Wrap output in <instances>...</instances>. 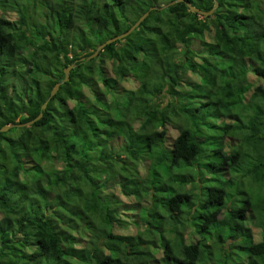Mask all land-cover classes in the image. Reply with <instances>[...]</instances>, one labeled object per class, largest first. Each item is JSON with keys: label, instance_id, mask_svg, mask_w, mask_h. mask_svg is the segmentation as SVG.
Masks as SVG:
<instances>
[{"label": "trees", "instance_id": "trees-1", "mask_svg": "<svg viewBox=\"0 0 264 264\" xmlns=\"http://www.w3.org/2000/svg\"><path fill=\"white\" fill-rule=\"evenodd\" d=\"M169 1L0 0V127L47 100L0 132V264H264V0L156 8L85 59Z\"/></svg>", "mask_w": 264, "mask_h": 264}, {"label": "water", "instance_id": "water-1", "mask_svg": "<svg viewBox=\"0 0 264 264\" xmlns=\"http://www.w3.org/2000/svg\"><path fill=\"white\" fill-rule=\"evenodd\" d=\"M177 2H182V3H184V4L188 7L189 11H191V12H195V13H197V14H199V15H202V16H208V15H210V14L212 13V11H213V10L216 8V6H217L216 0H213V7H212L210 10H208V11L205 12V11H201V10H199V9H197V8H195V7L191 6V5H189V3H188L186 0H171V1L167 2L166 4H164V5H162V6H159V7H156L155 5H151V6H149V7L147 8V10H146L143 14H141V15L137 18V20H136L135 22H133V23L129 26V28H128L127 30H125V31L122 32L121 34L116 35V36H113V37H111V38L105 40L103 43L99 44V45L95 48V50L92 52V54H90L89 56H87L85 59H89V58L94 57V56L97 54L98 50H100L104 45H106V44H108V43H110V42H113L114 40L119 39V38H122V37L126 36L127 34H129V33H130V32H131V31H132V30H133V29H134V28H135V27H136V26H137V25L143 20V18L148 14L149 11L154 10V9H156V8L161 9V8H164V7H166V6L172 5V4L177 3ZM82 59H83V58H81V60H82ZM72 67H73V64H69V65L65 66V67L62 69V72H63V78H62V80H61L60 82H57V83L54 84V86L51 88V90H50V92H49V96H48V98L51 97V96L55 93V91H56V89L58 88V86H59L60 83L65 82V81L68 80V71H69ZM46 101H47V100H46ZM46 101L43 102V103L41 104V106H40V111H39V113L37 114V116H36L33 120L27 121L26 123H22V124H17V123L13 124V123H11V124L3 125V126L0 127V132H4V131H6L8 128H11V127H13V126H28V125H30V124L32 123V121L39 119V117L41 116V110L44 109Z\"/></svg>", "mask_w": 264, "mask_h": 264}, {"label": "rangeland", "instance_id": "rangeland-1", "mask_svg": "<svg viewBox=\"0 0 264 264\" xmlns=\"http://www.w3.org/2000/svg\"><path fill=\"white\" fill-rule=\"evenodd\" d=\"M56 2L57 0H47V2ZM165 1V0H162ZM43 2V1H42ZM18 6L20 9V13H27L30 16H35V15H41L42 13L46 12V5L44 3L41 4V2L39 3L38 0H18ZM34 6V7H33ZM3 16V18H7L9 20H14L17 18V16L19 15V13L15 12L14 9H5V11L3 13H1ZM1 16V15H0ZM114 194H117L118 199L124 203V204H128L125 200V198L119 194V192L116 190H114Z\"/></svg>", "mask_w": 264, "mask_h": 264}]
</instances>
